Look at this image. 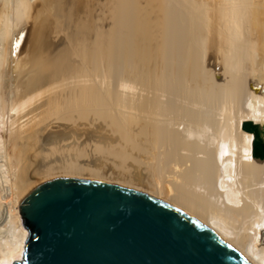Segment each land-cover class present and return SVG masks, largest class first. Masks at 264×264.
Instances as JSON below:
<instances>
[{
    "label": "bare ground",
    "instance_id": "obj_1",
    "mask_svg": "<svg viewBox=\"0 0 264 264\" xmlns=\"http://www.w3.org/2000/svg\"><path fill=\"white\" fill-rule=\"evenodd\" d=\"M0 11L8 55L31 27L14 98L0 96V264L22 261L29 236L14 181L66 155L179 177L264 225L252 144L264 145V0H3Z\"/></svg>",
    "mask_w": 264,
    "mask_h": 264
},
{
    "label": "water",
    "instance_id": "obj_2",
    "mask_svg": "<svg viewBox=\"0 0 264 264\" xmlns=\"http://www.w3.org/2000/svg\"><path fill=\"white\" fill-rule=\"evenodd\" d=\"M253 150L264 156L259 134ZM14 190L29 236L23 260L12 264H264L258 219L142 165L66 155L23 172Z\"/></svg>",
    "mask_w": 264,
    "mask_h": 264
},
{
    "label": "rangeland",
    "instance_id": "obj_3",
    "mask_svg": "<svg viewBox=\"0 0 264 264\" xmlns=\"http://www.w3.org/2000/svg\"><path fill=\"white\" fill-rule=\"evenodd\" d=\"M2 2H3V0H0V9H1V7H2ZM0 13H1V11H0ZM1 16V15H0ZM29 25V23H27L26 25H25V30H24V36H23V39H22V41H21V44H20V46H19V50L17 51V55L14 57L13 56V54H9L8 55V53H9V47L7 48V46H9V43H7V42H5V39H4V37L2 36V35H0V44L2 45V46H0V49H1V47H2V50L0 51V57H1V59H2V61H1V59H0V63H1V66H0V90H2V91H0V96L2 97V95L5 93V95H3V99H8V98H6V97H11L10 99H8V100H6V104H8L9 102H11L12 101V99L14 98V96H10V94L8 95V93L9 92H7L6 93V91H8L7 89H8V87H9V82H10V79L12 80V82L14 83V84H16L17 82H19L21 79H22V77H23V68H24V62H25V57H26V55H27V46H28V44H29V38L30 37H28V36H30L29 34H31V27H30V25ZM29 32V33H28ZM26 35V36H25ZM2 38V39H1ZM3 41V44H2V41ZM4 45V46H3ZM5 47H6V49L8 50V52H6L7 50H5ZM3 50H4V54H3ZM7 55H6V54ZM209 53H211L212 54V60H211V64H212V62H213V59H214V52H209ZM2 55H4L5 56V58H4V56H3V58H2ZM205 59H206V57H205ZM5 60V62H3ZM8 60V61H7ZM13 62H16V66H13ZM4 64V66L5 67H3V64ZM6 66H7V68H9L8 70H7V68H6ZM9 66V67H8ZM4 68V69H3ZM2 69V70H1ZM6 69V70H5ZM4 70V71H3ZM6 71V72H5ZM5 72V73H4ZM8 73V74H7ZM14 73H16V75L14 76L13 74ZM4 74V75H3ZM3 75V76H2ZM227 76V75H226ZM4 79V80H3ZM253 79V78H252ZM254 79H256V78H254ZM2 80V81H1ZM9 80V81H8ZM257 80V79H256ZM11 82V83H12ZM4 85V86H3ZM5 88H6V90H5ZM248 90V89H247ZM13 91H17V89H15V88H13ZM252 91H254V90H252ZM3 92V93H2ZM4 96H5V98H4ZM0 97V100L2 101V98ZM5 105V104H4ZM3 106H1L0 105V114H2L4 111H5V109H3L2 108ZM1 108H2V110H1ZM3 111V112H2ZM8 115L9 116H12V118H13V116H14V112L13 111H11L10 112V114L8 113ZM2 119H3V121L4 120H6V116L5 117H1L0 116V134L2 135V133L4 132L3 130H6V123H2ZM3 124V125H2ZM3 129V130H2ZM3 132H2V131ZM4 136V135H3ZM256 139V137H254V139H253V142H254V140ZM2 138H0V144L2 145ZM253 142H252V144H253ZM1 145H0V154H1V151H2V149H1ZM1 160V159H0ZM3 162V161H2ZM1 161H0V163H2ZM18 210H19V208H18ZM28 233H29V231H28Z\"/></svg>",
    "mask_w": 264,
    "mask_h": 264
}]
</instances>
